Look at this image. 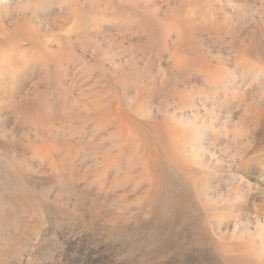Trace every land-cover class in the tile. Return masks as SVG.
<instances>
[{"label": "rangeland", "instance_id": "rangeland-1", "mask_svg": "<svg viewBox=\"0 0 264 264\" xmlns=\"http://www.w3.org/2000/svg\"><path fill=\"white\" fill-rule=\"evenodd\" d=\"M0 264H264V0H0Z\"/></svg>", "mask_w": 264, "mask_h": 264}, {"label": "bare ground", "instance_id": "bare-ground-1", "mask_svg": "<svg viewBox=\"0 0 264 264\" xmlns=\"http://www.w3.org/2000/svg\"><path fill=\"white\" fill-rule=\"evenodd\" d=\"M65 7H68V4L66 3L65 4ZM259 123V122H258ZM208 133V130L207 129H203L201 132H200V134H202V135H206ZM199 135V134H198ZM200 136V135H199ZM197 137V136H196ZM195 138V137H194ZM199 139H202V138H200L199 137ZM205 142V141H204ZM241 185H242V187H241V190L243 191V190H245L246 191V189H249L250 188V186H249V184H248V182H243V183H241ZM238 186V185H237ZM249 194V193H248ZM250 195V194H249ZM236 258V257H235ZM234 257H232V259L231 260H233V261H235L234 259H235ZM237 260H238V258H237Z\"/></svg>", "mask_w": 264, "mask_h": 264}]
</instances>
